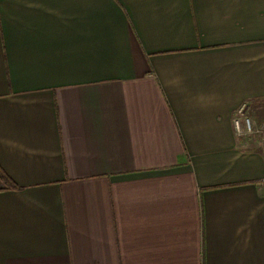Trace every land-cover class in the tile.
<instances>
[{
    "label": "crops",
    "instance_id": "crops-1",
    "mask_svg": "<svg viewBox=\"0 0 264 264\" xmlns=\"http://www.w3.org/2000/svg\"><path fill=\"white\" fill-rule=\"evenodd\" d=\"M0 170V264H264V0H0Z\"/></svg>",
    "mask_w": 264,
    "mask_h": 264
},
{
    "label": "built area",
    "instance_id": "built-area-1",
    "mask_svg": "<svg viewBox=\"0 0 264 264\" xmlns=\"http://www.w3.org/2000/svg\"><path fill=\"white\" fill-rule=\"evenodd\" d=\"M246 106H241L237 112V117L233 121L235 130L238 134L242 133H253L255 130L252 127L251 120L245 114ZM264 182V178H263Z\"/></svg>",
    "mask_w": 264,
    "mask_h": 264
},
{
    "label": "trees",
    "instance_id": "trees-1",
    "mask_svg": "<svg viewBox=\"0 0 264 264\" xmlns=\"http://www.w3.org/2000/svg\"><path fill=\"white\" fill-rule=\"evenodd\" d=\"M0 180L6 185V187L11 189H17L15 185L4 175V173L0 170Z\"/></svg>",
    "mask_w": 264,
    "mask_h": 264
}]
</instances>
